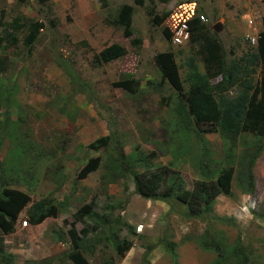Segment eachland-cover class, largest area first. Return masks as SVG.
<instances>
[{"label": "rangeland", "instance_id": "obj_1", "mask_svg": "<svg viewBox=\"0 0 264 264\" xmlns=\"http://www.w3.org/2000/svg\"><path fill=\"white\" fill-rule=\"evenodd\" d=\"M261 4V0H107L108 12L116 14L119 9L122 18L129 15L126 34L122 27L103 21L108 12L102 11L98 0H0V34L12 33L16 38L0 48L4 62L0 72L2 135L8 129L14 130L21 140L30 142V150L37 157L45 159L52 151L55 156V167L51 169L43 167L41 161L47 163L43 160L28 166L25 184L16 187L28 192V205L46 195L58 202L66 196L67 201L65 210H59L56 216L34 225L27 223L23 228L20 222L26 220L28 205L19 213L14 231L3 235L4 251L12 255L9 264L46 260L49 264H68L63 253L69 243L66 229L72 221L71 213L90 200L97 214L110 219L111 225L107 224L117 238L129 239L131 246L122 258H117L109 242L102 239L93 253L84 254L89 264H140L143 247L150 244L145 264H211L214 253L199 246L205 232L214 242L223 238L220 244L224 246L238 237L246 249L247 264H264V149L251 164L249 187L245 171L254 150L252 138L244 134L222 136L198 126V131L192 126L185 133L177 130L171 111L175 91L166 83L158 85L159 74L153 64L155 53L169 50L180 77L188 69V56L202 71L195 43L171 45L166 38L179 18L197 14L205 17L203 23L208 30L220 23L221 29L215 33L227 59L241 56L251 47L247 35L252 30L240 15H252L254 11L261 15ZM164 13L167 16L161 18ZM259 19L255 18L254 25ZM28 23L36 26L29 48L23 39ZM16 24L21 26L9 28ZM113 42L122 46L125 54L97 63L98 51ZM66 67L72 72L70 76ZM258 71L255 67L250 75L252 82L258 80ZM128 78L138 82L133 90L121 85V80ZM235 92L236 87H232L227 94ZM106 134L125 154L136 149L153 151L156 157L152 163L171 162L185 188L202 178L196 166L199 159L205 161L208 179L214 178L217 169L231 166L230 196H215L213 212L202 218L187 217L184 205L173 197L164 201L142 198L134 192L129 178L103 167L110 149L85 147ZM12 145L4 136L0 161L6 159ZM94 156L100 158L99 167L77 179L84 160ZM30 160L23 166L31 165ZM115 219L133 226L134 234ZM87 223L89 230L92 224ZM107 224L102 227L104 231ZM136 225H141L140 232L135 231ZM81 226L73 223L75 230ZM55 231L64 245L56 242ZM97 231H89L86 237ZM163 237L175 242L173 256L157 244ZM0 264L6 263L0 260Z\"/></svg>", "mask_w": 264, "mask_h": 264}, {"label": "trees", "instance_id": "obj_2", "mask_svg": "<svg viewBox=\"0 0 264 264\" xmlns=\"http://www.w3.org/2000/svg\"><path fill=\"white\" fill-rule=\"evenodd\" d=\"M98 2L102 11L108 12L107 0H98ZM262 4L261 27L256 43L239 57L232 60L227 59L218 35L214 31L206 29L204 23H200L194 15L181 17L175 24L180 20L187 23L190 31L188 43L196 44V54L199 56L202 71L196 69L193 57L188 56L185 62L188 69L180 77L174 54L171 51H160L153 55V64L159 74L158 85L166 83L171 90L175 91L174 105L171 111L175 115L173 122L178 126L177 130L185 133L191 126L195 129V126H198L207 132H218L222 136L224 134L232 136L244 134L252 138L254 150L250 159L247 160L245 171V183L249 187L252 182L251 164L264 149V0H262ZM119 12V9L115 12L116 14L108 12L103 21L122 27L124 33L128 34L129 15L122 18L121 12ZM166 16L167 13H164L161 18ZM21 25L23 26V23ZM21 25H9V28L18 29ZM26 29L27 34L23 39L24 44L29 48L36 36V26L34 23H28ZM164 35L166 36V34ZM166 38H169L168 34ZM15 40L12 33L9 35L0 34V48L5 44H12ZM124 54L125 49L113 42L98 51L95 61L106 63ZM3 63V60L0 59V72L3 71ZM255 67L259 68L258 80L252 82L250 75ZM65 70L69 76L72 74L67 67ZM134 84H138V82H133L131 78L121 80V85L125 90H133ZM232 87H236V92L229 96L227 91ZM4 100L7 101L6 96ZM3 128L0 127V143L5 136L13 144L8 154H5L6 159L0 161V260L9 264L12 255L4 251L3 235L14 231V224L19 213L30 202L28 192L22 191L16 186L25 184L27 177L24 174L27 173L28 166L38 163V160L47 161V163L41 161L46 170L55 167V156L52 151V155L45 159H41L42 155L37 157L31 152L28 140H21L18 134L10 129L2 135ZM85 147L89 150L101 151L110 149L108 160L103 163L105 169H110L119 177L129 178L133 182L134 192L142 198L162 201L169 197L175 198L184 205L187 217L202 218L206 213L213 212L211 203L215 196L220 193L230 196L231 180L233 179L231 166L217 169L214 171L216 173L214 178L208 179L206 175H209V171L205 166V161L199 159L196 166L198 172L202 174V178L193 180L190 188H185L177 173L173 171L171 162H168L167 165L152 163L156 157L153 151L144 152L136 149V152L125 154L121 148L117 147V142L109 134L95 138ZM29 158L31 165L23 166V162H28ZM100 163L99 156L86 158L78 169L76 178H84L88 173L95 171ZM52 171L55 172V170ZM28 190L30 191V189ZM65 198L66 196L58 202L54 197L46 195L34 201L27 206L26 220L29 224L34 225L46 217L56 216L59 210H65L67 205ZM94 208L95 203L90 200L78 206L71 213L72 221L66 229L69 243L66 252L63 253L68 264H89L84 254L93 253L96 243L102 239L109 242L117 258H122L131 246L129 239L117 238L116 232L110 230V219L105 215L97 214ZM87 221L92 224L89 230ZM115 221L125 226L129 233L134 234L133 226L125 221L120 222L116 219ZM74 222L82 224L79 230L74 229ZM227 222L233 224L232 219H228ZM105 224L108 225L107 231L102 229ZM93 229H98L97 233L86 237L88 232ZM54 235L57 243L65 244L57 231L54 232ZM202 235L205 238L199 241V246L214 253L211 264L248 263L246 249L239 244L238 237L232 244L224 246L220 244L224 242L223 238L215 239L214 242L213 238L207 237L209 236L208 232ZM157 244L161 245L170 255L175 254L176 245L171 239L163 237L158 239ZM151 248V244L143 247L140 264H145ZM44 263L49 264V260L38 262V264Z\"/></svg>", "mask_w": 264, "mask_h": 264}, {"label": "built area", "instance_id": "obj_3", "mask_svg": "<svg viewBox=\"0 0 264 264\" xmlns=\"http://www.w3.org/2000/svg\"><path fill=\"white\" fill-rule=\"evenodd\" d=\"M257 12L254 11L253 14L245 13L243 14V19L245 20L246 24L248 27L251 28L252 32L247 35L249 43L253 46L256 43V39L258 37V29L256 28V24L254 25L255 18L259 15L256 14ZM199 19L201 21H205V18L200 15ZM189 38V28L186 22L184 20L178 21L174 27L172 28L171 31V36H170V42L173 45H178L185 43ZM26 225V221L22 222V226ZM140 226H136V230L140 231Z\"/></svg>", "mask_w": 264, "mask_h": 264}, {"label": "clouds", "instance_id": "obj_4", "mask_svg": "<svg viewBox=\"0 0 264 264\" xmlns=\"http://www.w3.org/2000/svg\"><path fill=\"white\" fill-rule=\"evenodd\" d=\"M261 3H262V0H261ZM261 6L263 7V4H261ZM262 12H263V10H262ZM243 14H245V13H242L240 16H242V18H243ZM259 15V14H258ZM199 16H200V14H197V15H194V17H197L198 18V20H199V22L200 23H203V22H205L206 21V19H205V21H201L200 19H199ZM261 17V15H259V18ZM205 18V17H204ZM213 25V24H212ZM260 27H261V18L258 20V23H257V25H256V28L258 29V34H259V31H260ZM189 28V27H188ZM211 28H212V26H211ZM170 36H171V32H170V34H169V38H168V42L171 44V42H170ZM189 36H190V31H189ZM188 40H189V38H188ZM188 40L186 41V42H188ZM257 40V39H256ZM185 42V43H186ZM182 44H184V43H182ZM171 45H173V44H171ZM178 45H181V44H178ZM251 45V44H250ZM252 46V45H251ZM254 46V45H253ZM23 221H26V225H27V223H28V221L27 220H23ZM23 221H21L20 222V226L23 228V227H25V226H22V222ZM136 226H138V225H136ZM140 227H141V225H139ZM135 231L136 232H140L141 231V228H140V231H137L136 230V227H135ZM125 254V253H124Z\"/></svg>", "mask_w": 264, "mask_h": 264}, {"label": "water", "instance_id": "obj_5", "mask_svg": "<svg viewBox=\"0 0 264 264\" xmlns=\"http://www.w3.org/2000/svg\"><path fill=\"white\" fill-rule=\"evenodd\" d=\"M220 29H221V25H220L219 22H216V23H214V24L212 25V30H213L214 32L217 33Z\"/></svg>", "mask_w": 264, "mask_h": 264}]
</instances>
